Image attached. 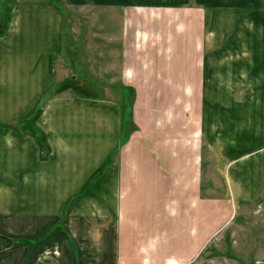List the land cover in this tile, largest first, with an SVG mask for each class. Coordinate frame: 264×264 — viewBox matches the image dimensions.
Returning a JSON list of instances; mask_svg holds the SVG:
<instances>
[{"label": "crops", "instance_id": "obj_1", "mask_svg": "<svg viewBox=\"0 0 264 264\" xmlns=\"http://www.w3.org/2000/svg\"><path fill=\"white\" fill-rule=\"evenodd\" d=\"M65 1L10 0L0 36V264H23L27 247L14 238L35 237L60 220L50 264L186 263L212 236L204 141L236 215L259 219L254 237L262 244L264 0ZM67 4L102 10L96 22L103 31L91 40L109 47H93L97 62L109 55L112 72L99 77L109 97L49 95L68 75L62 57L54 63L66 48ZM115 91L124 102L111 99ZM125 102L137 130L99 173L104 178L65 211L119 147ZM37 105L35 124L48 149L18 122ZM2 177L18 180L20 189ZM212 242L203 251L211 254Z\"/></svg>", "mask_w": 264, "mask_h": 264}, {"label": "rangeland", "instance_id": "obj_2", "mask_svg": "<svg viewBox=\"0 0 264 264\" xmlns=\"http://www.w3.org/2000/svg\"><path fill=\"white\" fill-rule=\"evenodd\" d=\"M17 1L21 2L22 4L34 0H17ZM60 1L64 2L65 0H60ZM9 3L10 0H5L0 5V21H2L6 9L8 10L10 16V13L12 12L14 5H8ZM67 6L69 8H67V11L66 10L64 11V21H63V26L65 30L64 41L66 48L64 50L63 55L61 54L54 59V63H55V67L57 68L58 62L62 57L63 58L62 69L64 70V74L68 72V75L64 79H62L55 87L48 90V92L50 93L49 95L59 96L63 94L64 96H69L71 98L84 97V98H94V99L95 98L104 99V97H109L108 88L110 87L105 86L106 80L99 78L100 76L104 77L106 73L105 70H108V73L109 71L112 72L111 68L109 69L110 67V61L108 60L109 55L107 54V55L97 56V60H98L97 62L95 60L93 47L99 48V52H101L104 49V47L102 46V44L100 45L98 42L93 43L91 40L92 37H97L103 31V29L100 26V23L96 22L97 15L102 13V10L93 7L91 4H83V5L67 4ZM94 29L95 32L94 34H92V30L94 31ZM99 38L101 40L104 39L102 37ZM113 41H117V40L113 39ZM87 46H89V48ZM107 50H109L108 46L105 48V50H103V52ZM98 79H100L101 82ZM102 81L104 84H102ZM55 90L56 92H54ZM111 93H112L111 99L117 98L118 100H122L124 102V96H122V94L117 93L116 91ZM134 95H132V97H134ZM131 104H132L131 102L128 103L125 102L122 105L124 109L123 118H122V135H121L122 140L119 147L114 151V153H112L109 159L106 160L104 166L99 171L95 172L91 177H89V179H91L92 177H98V179L104 178V177H100L99 173L104 171L105 168L111 166L113 162L117 160L120 153L119 152L120 147H122V145L126 141H128L131 135L137 130L138 126L134 121L133 111L131 112ZM53 108L54 107H52L50 110H53ZM32 110L27 115L22 117L21 120H19L18 122L19 123L21 122L20 124L27 134H30L35 137L33 125L36 126V124L35 121H33V117H31ZM28 116L29 118H26ZM202 143H204L202 145V153L205 154L207 174L209 173L208 171L209 166L212 167L211 168L212 176L204 177V184L206 185L207 188H208V182L213 180V188H212V192L210 193L211 197L209 198L214 201L212 208V219H214L212 236L210 237V239H208L202 245H200L198 247L197 253L184 264H264V260H262V258L264 257V242L263 240H261L262 244L260 243L256 244L258 239L254 237L258 235L257 232L260 226L259 219H255V217L253 216H249L246 219H244L243 214L236 215L239 211H237L236 207L233 206L231 200H227L226 190L224 185H222L223 182L220 180L221 179L220 175L217 176L214 175L215 166L214 165L212 166L213 158L210 155L211 150L209 147V143L207 141H204ZM47 153L48 152L46 150L41 155L45 157ZM2 179L5 180L6 183H9L8 185L14 188V190L20 189V183L18 182V180L12 177H2ZM87 186H88V181L84 184V186L81 188V190L78 193L72 194L69 197V200L65 205V211L67 209H70L75 204L77 198L76 195H79L81 194V192L86 190ZM89 186H88L89 188L92 187L91 185ZM207 192H210V190L207 189ZM56 200L57 198L53 195V202H56ZM252 208L253 207H248L247 209L252 210ZM58 217L62 218L63 216L61 217V214H59ZM54 218L56 222L57 216H54ZM57 223L54 224L56 225V229L54 232H60L61 230L60 225L57 226ZM227 225H229V229L226 231L227 233L226 241H223V239L221 241L222 238L221 232L224 228L227 227ZM35 237L16 236L12 244L26 245L27 253H28L30 249V242H26V241L29 239H33ZM51 239L52 238L50 237L43 243L37 245L33 252L35 253V255H33L32 258L29 259H31V261L35 259H39V261H37L36 264H50L51 263L50 261L55 262L54 260L55 255L53 254L54 251L48 248V246L51 244ZM211 239H213V242L211 247L209 248V251L211 252V254H209L203 251V248L206 244L209 245ZM44 246L46 247V251L39 255L38 254L36 255V253H38L41 249H43ZM41 255H44L45 257L39 258V256ZM207 258L209 259L207 261H204ZM27 263L28 262L24 264ZM85 264H89V263L86 262Z\"/></svg>", "mask_w": 264, "mask_h": 264}, {"label": "trees", "instance_id": "obj_3", "mask_svg": "<svg viewBox=\"0 0 264 264\" xmlns=\"http://www.w3.org/2000/svg\"><path fill=\"white\" fill-rule=\"evenodd\" d=\"M8 19H9V12L8 10L6 9L5 11V14L2 18V21L0 22V36L2 34L5 33L6 29H7V25H8ZM57 90V89H56ZM56 90L54 92H56ZM40 112H41V107L40 105H37V107H35V109L33 110L32 112V116L33 117V121H35V119H37V117H39L40 115ZM26 118H29L26 117ZM33 127L35 128V131H34V135L35 137L37 138L38 142H39V145L42 149H48L49 148V145L47 143V138H46V135L37 127V126H34ZM102 173V172H101ZM98 181V177H92L91 179H89L88 181V186L89 185H92L93 183L97 182ZM87 186V187H88ZM86 187V188H87ZM77 197V195H76ZM61 225V220L57 223V226ZM56 229V225L52 226V227H49L47 228L46 230H44L40 235H38L37 237L33 238V239H29L27 240L26 242H30V249H29V252H28V255L26 257V262L29 260V258L32 256L34 250H35V247L41 243H43L44 241H46L47 239H49L52 234L54 233ZM25 262V263H26Z\"/></svg>", "mask_w": 264, "mask_h": 264}]
</instances>
